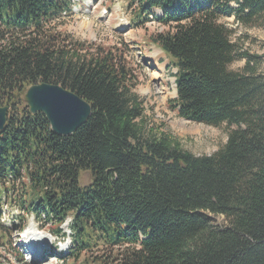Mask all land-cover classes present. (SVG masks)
I'll use <instances>...</instances> for the list:
<instances>
[{"label":"trees","instance_id":"obj_1","mask_svg":"<svg viewBox=\"0 0 264 264\" xmlns=\"http://www.w3.org/2000/svg\"><path fill=\"white\" fill-rule=\"evenodd\" d=\"M128 3L136 25L152 17L168 28L151 40L176 69L170 107L193 123L225 125V144L195 156L165 135L144 138L137 79L118 49L47 33L70 14L71 0H0V108L9 107L0 132V248L23 264L9 234L25 220L1 221L6 194L20 185L19 210L54 224L52 232L62 235L63 220L74 217V252L93 240L122 249L114 264H264V55H241L242 72L229 70L238 56L220 23L259 19L264 0ZM37 83L86 101L87 122L69 137L53 133L22 101ZM85 171L91 183L81 188ZM212 216L225 225L214 226Z\"/></svg>","mask_w":264,"mask_h":264},{"label":"rangeland","instance_id":"obj_2","mask_svg":"<svg viewBox=\"0 0 264 264\" xmlns=\"http://www.w3.org/2000/svg\"><path fill=\"white\" fill-rule=\"evenodd\" d=\"M78 1L81 2L76 3L75 11H79L78 6L84 10L76 13L71 11L70 14L52 22L46 27L47 33H57L61 39H66V43L84 45L85 48L118 49L126 66L137 79L132 93L142 102V116L136 123L142 127L144 138L165 135L195 156H211L216 153L225 144L229 129L225 125L212 127L184 120L178 117L169 105L177 97L174 78L176 70L171 67V59L151 40L153 36L167 31L168 28L158 24L152 17L148 22H138L136 25V13L132 12L135 6H130L128 0ZM230 7L236 8L237 5L232 3ZM103 10L107 13L103 14ZM220 23L231 31V43L238 56L229 66V70L242 72L246 59L239 58L241 55H264V16L248 22L233 16H224ZM261 70L262 67H258L257 72ZM90 183L89 173L81 172L79 186L85 188ZM22 192L20 185H16L4 198L1 221L7 226L9 223L3 221L4 215L11 216V222L16 221L15 225L22 224L20 218L27 224L26 214L19 211L12 215L13 209H19V196ZM211 218L214 226L225 225L222 217ZM41 227L45 231H52L54 224L41 222ZM19 233L20 231L8 233L9 239L23 255V264H26L25 254L30 253H23L25 246L19 239ZM91 243L90 249L80 253L74 252L72 245L70 250L64 252H58L56 249L51 251L52 248L50 251L41 252L43 248L40 247L37 259L33 257L35 254H30L31 264H114L112 260L122 250L98 242L93 245V240ZM75 254L78 256L72 258ZM4 257L8 260H4ZM13 259L9 251L5 252L0 248V264H18Z\"/></svg>","mask_w":264,"mask_h":264},{"label":"water","instance_id":"obj_3","mask_svg":"<svg viewBox=\"0 0 264 264\" xmlns=\"http://www.w3.org/2000/svg\"><path fill=\"white\" fill-rule=\"evenodd\" d=\"M22 101L32 115L42 114L53 133L60 137L74 134L91 115V107L86 101L58 85H32ZM8 110L7 106L0 108V132L4 130Z\"/></svg>","mask_w":264,"mask_h":264},{"label":"clouds","instance_id":"obj_4","mask_svg":"<svg viewBox=\"0 0 264 264\" xmlns=\"http://www.w3.org/2000/svg\"><path fill=\"white\" fill-rule=\"evenodd\" d=\"M19 209H13L12 215L19 212ZM73 216H66L61 224L63 234H57L52 231H45L41 227V222L37 220L36 214L32 213L28 216L26 226L20 231L19 239L25 244L41 243L47 241L50 246H54L58 252L67 251L73 244ZM3 221L11 223V216L4 215ZM32 257L25 254L26 264H31Z\"/></svg>","mask_w":264,"mask_h":264},{"label":"bare ground","instance_id":"obj_5","mask_svg":"<svg viewBox=\"0 0 264 264\" xmlns=\"http://www.w3.org/2000/svg\"><path fill=\"white\" fill-rule=\"evenodd\" d=\"M46 242H47V241L41 242V244H45ZM21 245H22V244H21ZM35 247H37V246L31 245V249L34 250V251H36V252H35V255L33 256L34 259L37 257V254H38L37 251H39V247H37L38 249L35 248ZM26 248H27V247H26ZM36 259H37V258H36Z\"/></svg>","mask_w":264,"mask_h":264}]
</instances>
